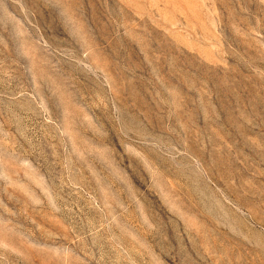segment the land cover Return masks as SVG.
<instances>
[{
    "label": "rangeland",
    "instance_id": "rangeland-1",
    "mask_svg": "<svg viewBox=\"0 0 264 264\" xmlns=\"http://www.w3.org/2000/svg\"><path fill=\"white\" fill-rule=\"evenodd\" d=\"M0 264H264V0H0Z\"/></svg>",
    "mask_w": 264,
    "mask_h": 264
}]
</instances>
